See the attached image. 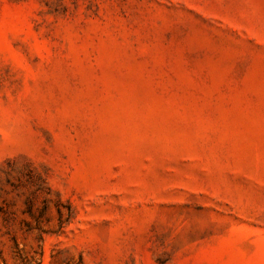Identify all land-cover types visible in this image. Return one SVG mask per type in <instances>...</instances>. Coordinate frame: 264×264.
Listing matches in <instances>:
<instances>
[{
    "label": "rangeland",
    "instance_id": "1",
    "mask_svg": "<svg viewBox=\"0 0 264 264\" xmlns=\"http://www.w3.org/2000/svg\"><path fill=\"white\" fill-rule=\"evenodd\" d=\"M19 256L264 264V0H0V264Z\"/></svg>",
    "mask_w": 264,
    "mask_h": 264
},
{
    "label": "trees",
    "instance_id": "2",
    "mask_svg": "<svg viewBox=\"0 0 264 264\" xmlns=\"http://www.w3.org/2000/svg\"><path fill=\"white\" fill-rule=\"evenodd\" d=\"M43 202H47L46 199L43 200ZM33 206H34V203H33V200H29L28 201V204H27V213L31 216V217H34V214H33ZM47 208L46 204L43 205L41 211H45ZM21 258V263L22 264H29L28 262H26L23 257L19 256ZM37 264H40V260L37 262Z\"/></svg>",
    "mask_w": 264,
    "mask_h": 264
}]
</instances>
